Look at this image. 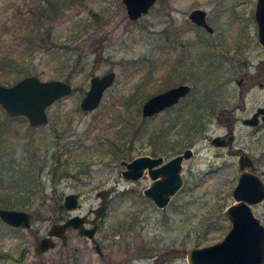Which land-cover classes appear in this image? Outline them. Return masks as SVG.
Returning <instances> with one entry per match:
<instances>
[{
	"label": "rangeland",
	"instance_id": "rangeland-1",
	"mask_svg": "<svg viewBox=\"0 0 264 264\" xmlns=\"http://www.w3.org/2000/svg\"><path fill=\"white\" fill-rule=\"evenodd\" d=\"M255 3L256 0H156L136 18L128 16L122 0H73L67 4L50 21L53 34L58 35L57 46L38 49L32 39L24 61L27 72L67 78L73 90L47 106L48 120L44 123L33 125L21 114L11 115L10 125L20 137L14 132L8 140L11 145L21 143L16 146L19 157L12 172L1 175L0 187L5 185L1 190H6L0 195L19 205L24 199L62 198L64 192L76 190L78 208L85 210L98 203L97 190L109 187L104 223L119 230V234L108 245V262L189 264L188 247L215 241L230 226L225 206L234 199L232 188L239 172L236 154L212 144L208 137L225 130V117L234 123V144L249 149L264 179V122L255 129L242 121V116L250 114L257 104H264V46L257 39ZM195 6L204 7L215 26L212 34L201 30L198 42L193 41L187 17L188 10ZM27 8V0H0V21L4 20L0 24L1 54L14 37L27 32V24L18 26ZM217 41L224 45L241 43L246 46L247 59L243 53L221 52L219 45H213ZM242 60L249 62V71L259 75L240 89L235 76L242 72ZM108 68L115 69L116 76L99 104L92 109L80 108L89 76ZM69 73L72 75L67 77ZM182 80L192 84L188 95L173 106L142 115L141 104L149 94ZM194 96L220 107L211 113L204 111L198 118L202 126L182 144L194 149L182 161L183 184L165 205L158 206L142 191L150 181L149 175L124 177L119 159L145 152L165 154L180 146L191 123L183 119V112ZM114 143L130 150L112 155L108 147ZM23 146L33 155L29 161L33 165L31 177L27 173L24 177L22 171L26 161ZM69 146L76 153L70 162H65L67 153L63 149ZM67 164L70 173L61 174ZM252 209L264 222V199L253 203ZM2 227L0 248L16 252L21 245L17 243L19 239ZM71 240L83 242L77 254L70 256L71 264H103L83 239L73 234ZM32 248L31 244L22 263L0 256V264H33L38 256ZM48 256L52 258L48 264H68L67 257L54 249ZM76 256L78 260H74Z\"/></svg>",
	"mask_w": 264,
	"mask_h": 264
},
{
	"label": "water",
	"instance_id": "water-1",
	"mask_svg": "<svg viewBox=\"0 0 264 264\" xmlns=\"http://www.w3.org/2000/svg\"><path fill=\"white\" fill-rule=\"evenodd\" d=\"M129 17L136 18L146 12L156 0H122ZM206 9L202 6L192 7L188 16L197 23L212 29L207 21ZM254 17L257 23V38L264 46V0H256ZM116 71L108 68L102 73L89 76V84L80 97L79 106L82 109L96 107L103 97L105 89L114 81ZM189 84L179 82L164 89L149 94L141 104L142 115L158 112L167 105L176 102L189 89ZM72 82L64 77H42L35 72H27L12 82L0 81V106L9 115H24L28 122L37 125L48 120L47 106L55 99L70 93ZM258 113L264 119V105H259L252 115L244 117L247 123H255ZM219 134L212 137L213 142H219ZM231 137V135L229 136ZM193 154L191 146H184L167 159L162 154L139 153L130 158H121L124 166L121 173L126 178L136 179L147 170L149 183L142 191L156 205H165L170 197L183 184L181 175L182 160ZM239 167L236 184L232 188L233 200L225 206L226 217L230 226L224 235L212 242L192 245L186 250L189 264H264V222L254 213L252 204L264 199V179L254 170L255 164L251 157L243 152L239 155ZM249 166V168H245ZM110 189L102 187L97 190L100 202L93 207L95 216L99 215L105 206ZM67 207H74L79 193L70 190L63 193ZM0 216L13 224L28 225L31 212L25 208L1 207ZM79 216L73 215L62 223L54 224L58 231L66 224L79 225V231L92 236L93 228H85L78 222ZM58 233V232H57ZM53 244L48 236H43L36 245L38 250Z\"/></svg>",
	"mask_w": 264,
	"mask_h": 264
},
{
	"label": "flooded vegetation",
	"instance_id": "flooded-vegetation-1",
	"mask_svg": "<svg viewBox=\"0 0 264 264\" xmlns=\"http://www.w3.org/2000/svg\"><path fill=\"white\" fill-rule=\"evenodd\" d=\"M189 10H188V12H189ZM188 12H187V17H188V20L190 21L189 22L190 28L193 31V34H192L193 41H195V40H196V42L199 41V35H200L201 30L208 32L209 34L214 33L215 26L209 21V18L207 15V10H206L205 17H206L207 21L212 25V29H207L204 25L197 23L194 20H192L188 16ZM253 16H254V11H253ZM213 45H219L218 50H220L221 52L223 51L224 53H231V52H235L234 54L243 53L246 55V57H245V55L243 57L245 59H247V53H246V49H245L246 46H243L241 43L239 44V43H235V41H232V42H229L228 44L224 45L222 42L217 41L216 43H213ZM220 55H221V53H220ZM232 56H233V54H232ZM248 63L249 62H246V61L244 62V60H242V62H241L242 72L240 74H238L237 76H235V81L238 84L240 89L243 86H245L246 84H248L251 78H254V76L259 75V72L254 73V72L249 71L247 69ZM192 68H193V66H192ZM213 68H215V66ZM213 68H211V69L214 70ZM190 72L194 74V70H192ZM179 82L188 83L190 86L189 89L187 90V92L184 95L180 96L176 102H173L164 108H167V107H170V106L177 104L183 97H185L186 95H188L191 92V90H192V84L191 83H189L185 80H182ZM179 82H177V83H179ZM171 85H173V84H171ZM191 101L193 103L192 108H194V109H199L202 107V105H204L203 108L205 110L213 112L214 110H216L217 107L218 108L220 107V105L213 103V102L212 103L208 102V100H206V99L204 100V102H205L204 103L203 99H200V97L197 98L196 96H194ZM259 105H264V104H257L255 106L254 110ZM222 107H225V106L223 105ZM254 110L250 114L242 116V121L246 125H248L250 127L252 126L255 129H258L262 125V123L264 122V119L261 118V113H258V119L255 123H247L243 120L244 117L252 115ZM17 115H19V114H17ZM217 116H220V113H218ZM224 123H225V127H226L225 130H223L222 132H216V133L208 136L210 142L216 146H220L222 148L229 149L230 151L233 150L236 154V162H237V166H238L239 171H240L239 160H238L239 155L243 152L247 153L251 157V159L253 160V163L255 164L254 170L256 172L262 174L263 170L258 169V163L255 161L254 156L250 154L249 149L245 145L242 146L239 144H234V142L237 138V135H236L235 130H234V123L231 120H228L227 117H225ZM215 134L220 135L218 138L219 142H213L212 141V137ZM230 135H231V137H229ZM184 146H191V145L187 144ZM184 146H182V145L177 146L175 148V150H173L169 153L162 154L164 159H167L168 157H170L175 152L181 150ZM192 149H193V147H192ZM193 153H194V149H193ZM150 154H160V153H150ZM121 158H123V157H121ZM120 159H119V162H120ZM245 168H249V166H246ZM144 173H147L146 168L142 174H144ZM130 179H132V178H130ZM106 188H109V187H106ZM109 189H110V192L107 195L105 206L102 208L99 215H97V216H95V212L93 211V207L96 206L97 204H99V202H100V196L99 195H98L99 196L98 203L90 205L85 210H81L78 208L79 198H78V201L74 207H67L64 203L63 197L62 198H55V199H39V200L24 199L21 204L11 205V206L3 205L2 203H0L1 207L25 208L31 212V221L28 225L13 224V223L6 221L5 219H3L0 216V228H1V226H3L4 229L7 230V232L10 235L15 236L17 238V240L19 239V241H17V243L21 244L20 247L19 246L17 247L16 252H11V250H6V249L3 250L0 248V256H8L11 259L14 258L16 260V262L22 263L24 254L29 251V246L32 244V247H33L32 250L38 256V258L33 260L34 261L33 264H35V263H40V264L50 263V259H52V258L48 255H49V252L52 251L53 249L58 254H62V256L64 254L67 257L68 264H71V261H69L70 256H72V254H75L76 251H79L80 246L82 247V245H83V242H81L80 244L78 242H75V243L72 242L71 243V241H72L71 239H72V236L74 234V235L78 236L80 239H83L85 245H90V247H92L96 251V253L100 257V259L102 260L103 264H113V263H110L107 261V257L109 254L107 248H108L109 244H111L112 242H114L116 240V237L119 234V230H117L116 228H113L112 226L106 227V224L104 223V218H105L106 213L108 212L110 195H111V188H109ZM41 207H46V208L41 209ZM73 215L79 216V218H77L78 222H80L79 224L82 225L83 227L88 228V229L93 228L92 236H90L86 233H81L79 231V225H74L72 223L66 224L62 228L59 226L58 231H54L55 229H57V228L53 229L55 227L54 224L62 223ZM21 234H24V236H22ZM27 235H29L31 237H27ZM43 236H48L49 239L53 241V244L49 245L48 247H46L44 249L38 250L36 248V245L39 243L40 239ZM25 237H26V239H25ZM37 259L39 260V262ZM74 260H78V257L76 256L74 258ZM76 262H74L73 264H75Z\"/></svg>",
	"mask_w": 264,
	"mask_h": 264
},
{
	"label": "trees",
	"instance_id": "trees-1",
	"mask_svg": "<svg viewBox=\"0 0 264 264\" xmlns=\"http://www.w3.org/2000/svg\"><path fill=\"white\" fill-rule=\"evenodd\" d=\"M73 0H27L28 8L26 11L24 10V16L22 12V17L19 18L18 26L27 24V32L24 35V32L22 31V35H18L14 37V41L12 40V44L8 47H6V51L1 54L0 51V81L2 82H12L20 75L27 73L26 70V62L24 61L25 52L32 47L31 40L33 39L37 43L38 49H48L51 47H56L59 40H57L58 35L53 34L52 32V24H50V21L54 19L58 14L62 12V10L65 8L67 4H69ZM20 15V16H21ZM4 23V20L0 21V24ZM31 24V26H29ZM20 29V28H19ZM32 31L30 33L29 31ZM29 32V33H28ZM33 42V41H32ZM68 45V44H66ZM69 46H67L68 48ZM0 49L1 46H0ZM34 49H32L33 51ZM63 59V56L58 58V61ZM72 74H66L67 77H70ZM187 109L184 110L183 116L185 118V121H190L191 123L188 125V127L185 130V133L183 135L182 142L187 143L189 138L197 132L200 127L202 126V120H199L205 110L203 108L204 105H202L199 109L192 108V101L187 102ZM211 113V111L209 112ZM19 116V115H16ZM11 118L13 116L7 114L4 110L1 109L0 111V185L3 182V178L1 175H3L6 172H12L13 168L15 167V164L17 162V159L19 157V152L16 151V146H18L21 142H11L8 140V136L10 133H18L20 137V133L17 129H12L10 123ZM197 118V119H195ZM192 120V121H191ZM13 131V132H12ZM58 133V132H57ZM22 135V134H21ZM59 135V134H57ZM23 136V135H22ZM17 137V136H16ZM8 144H10V149H8ZM179 146V145H178ZM177 147V146H176ZM175 147V148H176ZM34 148V147H33ZM110 149V153L112 155H121L125 150H130L129 148L126 149L125 147L119 146V144L114 143L113 146L108 147ZM123 148V149H122ZM170 149V148H169ZM67 154L66 158L67 160L65 162H70L75 157V150L72 148V146H69L65 149H63ZM124 150V151H123ZM33 151V150H32ZM21 152L23 154L24 159L26 160L23 162V166L25 168L22 169L25 174H29L31 177V171L33 170V165L30 163V159L32 158V152L26 151V146H23L21 148ZM27 152V153H26ZM68 164L64 165V168L61 170V174H69L70 169L68 168ZM56 169V168H55ZM57 170V169H56ZM6 187L5 185L2 186ZM0 187V193L5 191L1 190ZM4 200V202L1 200L0 202L3 205H14L12 200L5 195H0Z\"/></svg>",
	"mask_w": 264,
	"mask_h": 264
}]
</instances>
